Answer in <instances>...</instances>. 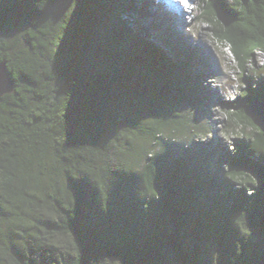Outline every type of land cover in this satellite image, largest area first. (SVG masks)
I'll return each mask as SVG.
<instances>
[{"label":"trees","instance_id":"1","mask_svg":"<svg viewBox=\"0 0 264 264\" xmlns=\"http://www.w3.org/2000/svg\"><path fill=\"white\" fill-rule=\"evenodd\" d=\"M129 3L0 0V264H264V137L243 111L264 63L225 102L239 141L204 149L193 59L128 26ZM199 4L240 76L264 61V0Z\"/></svg>","mask_w":264,"mask_h":264},{"label":"rangeland","instance_id":"2","mask_svg":"<svg viewBox=\"0 0 264 264\" xmlns=\"http://www.w3.org/2000/svg\"><path fill=\"white\" fill-rule=\"evenodd\" d=\"M127 8L120 16L128 26L137 25L144 31L142 36L149 39L157 40L153 36V31H157L163 36L164 44L179 45L181 51L193 59L202 77L198 84L203 98L202 113H195V119L211 126L209 134L197 139L204 149L212 147L218 152H231L241 135L230 131L226 123L225 102L236 97L244 87L243 81L256 87L261 78L259 67L264 63L262 56L255 54L240 76L227 48L209 33L208 24L196 17L200 11L199 0H130ZM207 163L209 170L216 174L221 172L211 158Z\"/></svg>","mask_w":264,"mask_h":264},{"label":"water","instance_id":"3","mask_svg":"<svg viewBox=\"0 0 264 264\" xmlns=\"http://www.w3.org/2000/svg\"><path fill=\"white\" fill-rule=\"evenodd\" d=\"M14 83L4 61H0V100L2 95L13 90ZM243 111L264 137V96L243 104Z\"/></svg>","mask_w":264,"mask_h":264},{"label":"built area","instance_id":"4","mask_svg":"<svg viewBox=\"0 0 264 264\" xmlns=\"http://www.w3.org/2000/svg\"><path fill=\"white\" fill-rule=\"evenodd\" d=\"M256 54H260V55H261V53H260L259 51H257ZM261 56H262V55H261ZM262 59H263V57H262Z\"/></svg>","mask_w":264,"mask_h":264},{"label":"clouds","instance_id":"5","mask_svg":"<svg viewBox=\"0 0 264 264\" xmlns=\"http://www.w3.org/2000/svg\"><path fill=\"white\" fill-rule=\"evenodd\" d=\"M255 54H256V52L254 53V55H253V57H252V58H254ZM250 60H252V59H250ZM250 60H249V61H250Z\"/></svg>","mask_w":264,"mask_h":264},{"label":"bare ground","instance_id":"6","mask_svg":"<svg viewBox=\"0 0 264 264\" xmlns=\"http://www.w3.org/2000/svg\"><path fill=\"white\" fill-rule=\"evenodd\" d=\"M211 88L213 87V86H210Z\"/></svg>","mask_w":264,"mask_h":264},{"label":"snow or ice","instance_id":"7","mask_svg":"<svg viewBox=\"0 0 264 264\" xmlns=\"http://www.w3.org/2000/svg\"><path fill=\"white\" fill-rule=\"evenodd\" d=\"M182 2H183V0H182Z\"/></svg>","mask_w":264,"mask_h":264}]
</instances>
